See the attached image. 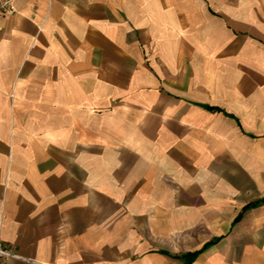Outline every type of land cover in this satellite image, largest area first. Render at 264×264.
<instances>
[{
	"label": "crops",
	"instance_id": "1",
	"mask_svg": "<svg viewBox=\"0 0 264 264\" xmlns=\"http://www.w3.org/2000/svg\"><path fill=\"white\" fill-rule=\"evenodd\" d=\"M16 6L0 264H264V0Z\"/></svg>",
	"mask_w": 264,
	"mask_h": 264
},
{
	"label": "built area",
	"instance_id": "2",
	"mask_svg": "<svg viewBox=\"0 0 264 264\" xmlns=\"http://www.w3.org/2000/svg\"><path fill=\"white\" fill-rule=\"evenodd\" d=\"M18 0H0V18L8 17L13 15L17 10ZM15 254L3 249L0 246V257L14 256Z\"/></svg>",
	"mask_w": 264,
	"mask_h": 264
},
{
	"label": "trees",
	"instance_id": "3",
	"mask_svg": "<svg viewBox=\"0 0 264 264\" xmlns=\"http://www.w3.org/2000/svg\"><path fill=\"white\" fill-rule=\"evenodd\" d=\"M261 200H264V197H262V198H260V199H258V200H256V201H254V202H250V203H248V204L244 207V209L247 208V207H249V206H252V205L258 203V202L261 201ZM239 217H240V214H238V216H236L235 219L238 220ZM196 252H197V251H194V252L190 253V256H194V254H195Z\"/></svg>",
	"mask_w": 264,
	"mask_h": 264
}]
</instances>
